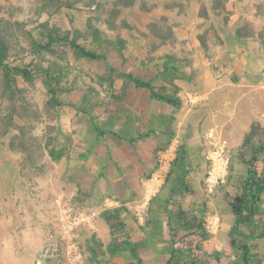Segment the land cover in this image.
I'll list each match as a JSON object with an SVG mask.
<instances>
[{"label": "rangeland", "instance_id": "1", "mask_svg": "<svg viewBox=\"0 0 264 264\" xmlns=\"http://www.w3.org/2000/svg\"><path fill=\"white\" fill-rule=\"evenodd\" d=\"M45 3L0 0V31L8 43L9 64L49 69L57 78L59 99L67 104L50 105L40 78L18 75V88L11 90L0 68V264H37L39 259L43 264H70L68 237L73 232L79 235L76 242L86 264L129 263L131 251L121 249L126 240L138 246L145 264H166L172 251L167 214L172 183L167 178L178 147L187 141L179 133L180 110L185 99L192 104L200 96L198 86L173 87L176 78L194 81V73L182 69L155 78L154 65L169 57L190 63L189 53L155 56L158 42L142 39L146 32L173 38L175 23L163 12L168 4L80 0L54 13L60 4L45 10ZM50 31L68 34L106 58H83L68 46L37 52L36 42ZM209 33L216 38L215 32ZM118 70L152 81L179 102L152 99L148 89L136 88ZM95 125L122 138L110 131L100 135ZM149 132L135 143L127 141ZM252 139L248 134L225 137L212 129L187 141L194 192L184 205H205L211 239L201 245L210 253L220 250L237 258L247 242L254 264H264L261 222L244 226L250 239L231 234L230 202L242 193L246 162L256 156L264 166V137L250 143ZM223 142L225 177L209 184L215 149ZM159 173L160 180L153 179ZM261 207L259 217L264 219V195ZM93 211L98 214L89 223L75 227V215ZM174 226L179 235L190 231L177 222ZM223 261L227 264L228 258Z\"/></svg>", "mask_w": 264, "mask_h": 264}, {"label": "crops", "instance_id": "2", "mask_svg": "<svg viewBox=\"0 0 264 264\" xmlns=\"http://www.w3.org/2000/svg\"><path fill=\"white\" fill-rule=\"evenodd\" d=\"M164 1L163 12L175 23L173 38L146 32L142 39L158 42L155 56L189 53L190 63L169 57L170 71L194 73V81L176 78L173 87L198 86L200 93L190 104L182 90L179 133L190 144L212 129L226 137L244 136L254 123L264 128V0Z\"/></svg>", "mask_w": 264, "mask_h": 264}, {"label": "trees", "instance_id": "3", "mask_svg": "<svg viewBox=\"0 0 264 264\" xmlns=\"http://www.w3.org/2000/svg\"><path fill=\"white\" fill-rule=\"evenodd\" d=\"M79 1L80 0H45V10H48L51 6L58 3L60 6L57 5L59 7H56L54 13L61 12L63 7H72L75 2ZM88 1L94 2V0ZM62 46L71 47L76 51L78 56L83 58L93 60L106 58L102 53L82 45L76 38L68 34H62L59 31H50V33L42 36L39 41L36 42L35 49L37 52H41L43 49H55ZM8 59V43L4 32L0 31V68H2L4 72L7 87L11 90L18 88V75L28 80L40 78L50 95L49 104L57 108L67 105L59 99V89L57 87L58 81L49 69L43 67L34 68L30 64L19 66L10 65ZM167 62L168 65L165 64L164 69L160 68L157 70V73L155 74L156 79L160 76H164V74L169 72L170 69L175 68L173 66L174 64H169V59ZM118 72L120 76L133 83L136 88L148 89L150 97L154 100L171 105L179 102V99L173 97V95L158 91L150 80H145L129 71L118 70ZM95 126L100 135H105L110 131L108 129H103L98 125ZM113 133L118 135L116 132ZM150 135L149 132L138 136H130L127 138V141L135 143L141 138H146ZM118 136L122 138V136ZM248 136L253 137V139L255 137L263 138L264 128L260 124L254 123ZM253 139L249 140V142L251 143ZM246 165L247 175L244 180L242 193L237 200L230 202L234 213V223L231 234L233 237L236 236V234H244L246 240L250 239L252 235H249L244 231V226L249 223L256 224L261 222L263 225V231L260 237L264 238V219L259 217L264 195V166L262 167L260 165L259 159L256 156L247 160ZM193 171L194 167L190 160L188 143L187 141H184L177 149V156L167 178V183H172L167 198V214L170 219L169 228L172 251L166 264H174L176 261L183 264H224L223 259L225 257L228 258L227 264H254L251 255L252 249L247 242L243 244L242 254L237 258H232L226 252L220 250H215L210 253L201 245V242L211 239V233L205 225L206 207L203 205L187 209L184 205V199L194 192V187L191 184V174ZM175 222H177V226L180 225L182 228H188L190 231L179 235L180 229L174 226ZM112 248L114 251L118 250L114 245H112ZM121 249L130 250L133 255L132 261L123 264H145V260L142 255H140L136 244L130 243L126 240L124 241L123 246H121Z\"/></svg>", "mask_w": 264, "mask_h": 264}, {"label": "built area", "instance_id": "4", "mask_svg": "<svg viewBox=\"0 0 264 264\" xmlns=\"http://www.w3.org/2000/svg\"><path fill=\"white\" fill-rule=\"evenodd\" d=\"M220 144V143H219ZM225 143H221L220 147L215 149V155L213 156L216 160V166L214 167V170L211 172L208 182L209 184H213L215 181H218L219 179H224L225 177V165H226V150H225ZM162 174H156L154 175L153 179L160 180V177ZM164 182V179L161 180V184ZM215 184V183H214ZM150 193V192H149ZM98 213L96 211H93L91 213H81L74 216V224L75 227L78 228L83 223H89L93 217H95ZM62 220V219H61ZM66 233H69L68 230H66ZM69 235V234H68ZM79 235L75 232H73L72 235H69V243H70V251H69V262L70 264H86L85 257L80 250V246L78 245V242H76V238H78ZM37 264H43L42 260L39 259Z\"/></svg>", "mask_w": 264, "mask_h": 264}]
</instances>
